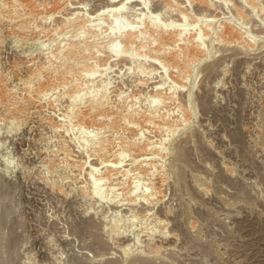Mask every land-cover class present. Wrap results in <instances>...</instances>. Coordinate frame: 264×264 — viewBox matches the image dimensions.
Listing matches in <instances>:
<instances>
[{"label":"rangeland","instance_id":"374dc122","mask_svg":"<svg viewBox=\"0 0 264 264\" xmlns=\"http://www.w3.org/2000/svg\"><path fill=\"white\" fill-rule=\"evenodd\" d=\"M135 1L0 0V264H264V0Z\"/></svg>","mask_w":264,"mask_h":264},{"label":"bare ground","instance_id":"6f19581e","mask_svg":"<svg viewBox=\"0 0 264 264\" xmlns=\"http://www.w3.org/2000/svg\"><path fill=\"white\" fill-rule=\"evenodd\" d=\"M131 2V1H135V0H105V2H104V8H105V10H114V9H116V10H118V11H120L121 9H122V7L125 5V4H127L128 2ZM129 2V3H130ZM136 3H137V1H135ZM149 23L151 24V25H153V26H155V27H157V28H159L160 30L161 29H164V28H162V27H160L158 24H157V21H155V20H151V21H149ZM170 29V28H169ZM136 32V29L134 30V29H127V28H125V27H120L119 28V30H118V33L119 34H121V37L123 36V38H125V39H139V36H137V35H134V33ZM180 32H177V35L179 34ZM178 36H180V35H178ZM131 39V40H132ZM133 39V40H134ZM131 40H129V41H131ZM128 41V42H129ZM193 41H194V43L197 45V47L199 48V40H198V37L197 36H194V38H193ZM201 48V47H200Z\"/></svg>","mask_w":264,"mask_h":264}]
</instances>
